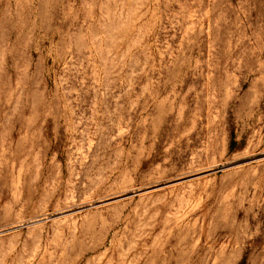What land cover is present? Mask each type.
Returning <instances> with one entry per match:
<instances>
[{
    "label": "rangeland",
    "instance_id": "rangeland-1",
    "mask_svg": "<svg viewBox=\"0 0 264 264\" xmlns=\"http://www.w3.org/2000/svg\"><path fill=\"white\" fill-rule=\"evenodd\" d=\"M0 264H264V0H0Z\"/></svg>",
    "mask_w": 264,
    "mask_h": 264
}]
</instances>
